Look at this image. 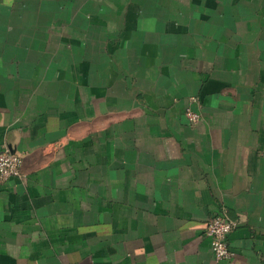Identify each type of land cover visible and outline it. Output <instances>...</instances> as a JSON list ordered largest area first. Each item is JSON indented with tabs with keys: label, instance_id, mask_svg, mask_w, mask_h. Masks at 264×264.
Returning <instances> with one entry per match:
<instances>
[{
	"label": "crops",
	"instance_id": "1",
	"mask_svg": "<svg viewBox=\"0 0 264 264\" xmlns=\"http://www.w3.org/2000/svg\"><path fill=\"white\" fill-rule=\"evenodd\" d=\"M5 148L0 264H264V0H0Z\"/></svg>",
	"mask_w": 264,
	"mask_h": 264
},
{
	"label": "built area",
	"instance_id": "2",
	"mask_svg": "<svg viewBox=\"0 0 264 264\" xmlns=\"http://www.w3.org/2000/svg\"><path fill=\"white\" fill-rule=\"evenodd\" d=\"M186 116L192 122L200 118V114L187 109ZM24 157L14 154L10 149H0V182H5L12 177L22 176V165ZM238 222L227 212L214 215L211 218L207 235L212 240V250L216 264H224L233 256L229 246V235L237 227Z\"/></svg>",
	"mask_w": 264,
	"mask_h": 264
}]
</instances>
